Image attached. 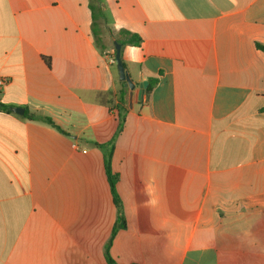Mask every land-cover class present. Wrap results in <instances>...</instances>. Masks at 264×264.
<instances>
[{"label": "crops", "instance_id": "obj_1", "mask_svg": "<svg viewBox=\"0 0 264 264\" xmlns=\"http://www.w3.org/2000/svg\"><path fill=\"white\" fill-rule=\"evenodd\" d=\"M91 1L0 0V103L68 134L0 112V264H264V0H102L125 82Z\"/></svg>", "mask_w": 264, "mask_h": 264}, {"label": "trees", "instance_id": "obj_2", "mask_svg": "<svg viewBox=\"0 0 264 264\" xmlns=\"http://www.w3.org/2000/svg\"><path fill=\"white\" fill-rule=\"evenodd\" d=\"M90 10H91V17H92V36L94 39V43L97 46V48L103 52L105 50V40L109 39L112 47L115 49L114 41H117L122 45V49H124L127 46H138L142 43V38L136 34L132 33L127 30H120L117 33L114 32V30L110 27L108 18L106 15V12L104 11V6L102 0H92L90 3ZM261 50L264 51V47L261 45H258ZM158 80L156 78L149 79L148 86L145 88L146 93H150L153 89V87L157 84ZM12 106H7L2 103H0V112H5L8 114H14L11 111ZM23 118L29 120V121H35V122H41L44 124H47L56 130L60 131L63 134H67L59 125H57L54 120L48 116L40 115L37 113H33L29 111L27 108L25 109V114L22 116ZM124 121V118L121 116L120 118V125H122ZM98 145V144H97ZM110 154L107 155V176L109 180V184L111 187V192L115 198L116 203L118 204V195L116 192V183L118 180V176L116 174H113L110 165ZM124 221L120 225L121 227L124 226ZM116 233V230L114 231L113 235ZM110 246V243L106 250V259L107 264H117V262L110 256L108 252V248Z\"/></svg>", "mask_w": 264, "mask_h": 264}, {"label": "water", "instance_id": "obj_3", "mask_svg": "<svg viewBox=\"0 0 264 264\" xmlns=\"http://www.w3.org/2000/svg\"><path fill=\"white\" fill-rule=\"evenodd\" d=\"M114 46H115V64H116L119 80L125 82L127 80V71L125 69L122 60V45L117 41H114ZM125 85L127 84L125 83ZM144 85L147 86V82H145ZM11 111L20 116H23L25 114V108L19 106L11 107Z\"/></svg>", "mask_w": 264, "mask_h": 264}, {"label": "built area", "instance_id": "obj_4", "mask_svg": "<svg viewBox=\"0 0 264 264\" xmlns=\"http://www.w3.org/2000/svg\"><path fill=\"white\" fill-rule=\"evenodd\" d=\"M5 85V80L3 78L0 77V90L2 89V87ZM5 113V112H4Z\"/></svg>", "mask_w": 264, "mask_h": 264}]
</instances>
